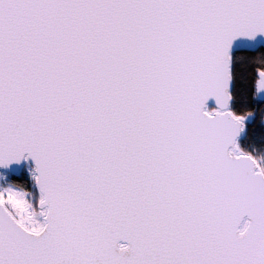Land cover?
I'll return each mask as SVG.
<instances>
[{"label":"snow or ice","instance_id":"1","mask_svg":"<svg viewBox=\"0 0 264 264\" xmlns=\"http://www.w3.org/2000/svg\"><path fill=\"white\" fill-rule=\"evenodd\" d=\"M240 48L264 0H0V264H264Z\"/></svg>","mask_w":264,"mask_h":264},{"label":"trees","instance_id":"2","mask_svg":"<svg viewBox=\"0 0 264 264\" xmlns=\"http://www.w3.org/2000/svg\"><path fill=\"white\" fill-rule=\"evenodd\" d=\"M237 63L235 67L236 72V105L237 110H240L245 104L251 105L255 108V94L253 92V82L257 75L256 69L264 60V49L255 50L252 52L241 51L237 53ZM264 107V105H261ZM250 136L255 137L258 142L262 135H264V127L261 126L259 116H257L256 123L249 130ZM255 146V145H254ZM16 183H26V178L20 176L15 181Z\"/></svg>","mask_w":264,"mask_h":264},{"label":"water","instance_id":"3","mask_svg":"<svg viewBox=\"0 0 264 264\" xmlns=\"http://www.w3.org/2000/svg\"><path fill=\"white\" fill-rule=\"evenodd\" d=\"M257 48H259V45H257ZM255 50H257V49H250V48H240V49H238L237 50V53L238 52H241V51H248V52H252V51H255ZM20 174L19 173H17V176H19Z\"/></svg>","mask_w":264,"mask_h":264}]
</instances>
